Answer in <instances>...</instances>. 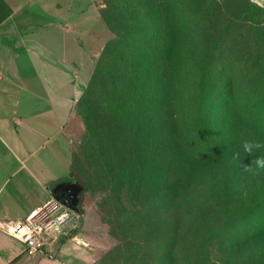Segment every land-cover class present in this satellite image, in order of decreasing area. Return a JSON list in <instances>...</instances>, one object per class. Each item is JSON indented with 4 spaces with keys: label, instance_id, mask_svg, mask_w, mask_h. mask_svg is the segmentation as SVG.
<instances>
[{
    "label": "rangeland",
    "instance_id": "rangeland-1",
    "mask_svg": "<svg viewBox=\"0 0 264 264\" xmlns=\"http://www.w3.org/2000/svg\"><path fill=\"white\" fill-rule=\"evenodd\" d=\"M78 1L71 19H33L76 29L75 69L27 55L3 68L8 117L21 133L30 123L45 183L82 187L78 227L55 246L74 244L88 264H264V6ZM56 72L71 76L65 99Z\"/></svg>",
    "mask_w": 264,
    "mask_h": 264
},
{
    "label": "crops",
    "instance_id": "crops-1",
    "mask_svg": "<svg viewBox=\"0 0 264 264\" xmlns=\"http://www.w3.org/2000/svg\"><path fill=\"white\" fill-rule=\"evenodd\" d=\"M2 1L9 6L12 13L0 23V223L25 219L38 213L48 204L51 210H55L53 216L61 214L64 210L54 203L52 191L57 183L52 187L47 186L45 175L40 171V163H36L38 161L34 156L35 144L32 142L34 131L28 127L30 123L25 119L26 131L21 133L17 129L19 121L8 117L10 113L16 114L17 104L11 103L12 91H7L4 97L1 92L5 93L4 84H13L15 79L12 75H4L3 68L9 64L11 67L18 65L20 59L27 55L32 64L38 63L43 68L63 66L68 71L75 69V56L82 51L78 47V32L75 28L70 30L48 22L33 21L34 18L41 19V16L45 19L51 18L55 14H67L71 19L73 14H80L78 0H1L0 16ZM253 1L264 6V0ZM63 2L67 3L64 9L61 4ZM50 57L54 60H50ZM59 74H48V79L52 80L53 90L59 93L60 98L65 99L66 88L59 84L68 82L71 76ZM78 77L76 76L77 79ZM54 108L62 122L65 111L56 104ZM12 122L16 126V133L13 131ZM79 220L73 216L64 226L63 234L68 233L70 236L74 231L73 226H76ZM56 242L52 243L51 247L54 257L29 255L25 243L0 228V264H88L86 258L78 255L77 246H55Z\"/></svg>",
    "mask_w": 264,
    "mask_h": 264
},
{
    "label": "built area",
    "instance_id": "built-area-1",
    "mask_svg": "<svg viewBox=\"0 0 264 264\" xmlns=\"http://www.w3.org/2000/svg\"><path fill=\"white\" fill-rule=\"evenodd\" d=\"M54 203L59 209H64L57 216H53L55 210H51L48 204L38 213L31 214L25 219L1 222L0 228L8 235L25 243L29 255L41 254L54 257L52 243L64 233V226L72 220L73 216L77 220L82 216L81 211L75 212L55 199ZM77 227V225L73 226V229Z\"/></svg>",
    "mask_w": 264,
    "mask_h": 264
},
{
    "label": "water",
    "instance_id": "water-1",
    "mask_svg": "<svg viewBox=\"0 0 264 264\" xmlns=\"http://www.w3.org/2000/svg\"><path fill=\"white\" fill-rule=\"evenodd\" d=\"M81 190L82 187L78 183L60 182L55 186L52 193L57 202L75 212H80L79 195Z\"/></svg>",
    "mask_w": 264,
    "mask_h": 264
},
{
    "label": "trees",
    "instance_id": "trees-1",
    "mask_svg": "<svg viewBox=\"0 0 264 264\" xmlns=\"http://www.w3.org/2000/svg\"><path fill=\"white\" fill-rule=\"evenodd\" d=\"M1 1V0H0ZM1 9H2V14H1V16H0V23L2 22V21H4L7 17H9L10 15H11V13H12V10L9 8V6L4 2V1H2V3H1ZM209 53H211L210 51H208V52H205L204 53V55H203V59L207 62V61H209ZM241 212V210H235V213H240ZM260 228H261V226H259L257 229H256V231L258 232L259 230H260ZM217 231V229H214V228H211L210 230H208L206 233H205V238H206V240L207 241H210L213 237H214V235H215V232ZM252 233H254L253 232V230L251 231ZM252 235V234H251Z\"/></svg>",
    "mask_w": 264,
    "mask_h": 264
},
{
    "label": "clouds",
    "instance_id": "clouds-1",
    "mask_svg": "<svg viewBox=\"0 0 264 264\" xmlns=\"http://www.w3.org/2000/svg\"><path fill=\"white\" fill-rule=\"evenodd\" d=\"M260 147L261 145L255 141H245L243 144L244 150L248 152L249 154L253 151V149H258ZM254 164H255L256 169H264V157L257 158ZM243 170L245 172H253L254 168L251 164H249V165H245Z\"/></svg>",
    "mask_w": 264,
    "mask_h": 264
},
{
    "label": "flooded vegetation",
    "instance_id": "flooded-vegetation-1",
    "mask_svg": "<svg viewBox=\"0 0 264 264\" xmlns=\"http://www.w3.org/2000/svg\"><path fill=\"white\" fill-rule=\"evenodd\" d=\"M62 182H64V181H62ZM59 183H60V182H59ZM57 184H58V183H57ZM55 185H56V184H55ZM55 185H54V186H55ZM61 190H62V189H61Z\"/></svg>",
    "mask_w": 264,
    "mask_h": 264
}]
</instances>
